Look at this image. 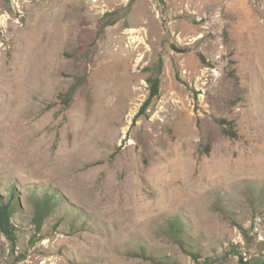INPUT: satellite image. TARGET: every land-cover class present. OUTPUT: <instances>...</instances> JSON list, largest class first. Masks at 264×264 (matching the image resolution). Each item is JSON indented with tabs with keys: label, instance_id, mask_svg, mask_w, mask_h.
<instances>
[{
	"label": "rangeland",
	"instance_id": "obj_1",
	"mask_svg": "<svg viewBox=\"0 0 264 264\" xmlns=\"http://www.w3.org/2000/svg\"><path fill=\"white\" fill-rule=\"evenodd\" d=\"M252 1L0 0V264H264Z\"/></svg>",
	"mask_w": 264,
	"mask_h": 264
},
{
	"label": "trees",
	"instance_id": "obj_2",
	"mask_svg": "<svg viewBox=\"0 0 264 264\" xmlns=\"http://www.w3.org/2000/svg\"><path fill=\"white\" fill-rule=\"evenodd\" d=\"M148 83L150 84V93L147 98V100L143 103L141 106V114L145 113V111L148 109L150 103L152 100L159 96V77L156 78H149ZM218 125L222 128L223 133L230 137L231 139H235L238 137V132L236 130L235 124H232L231 121H229L227 118H217ZM46 201L51 204L50 207L57 206V202L53 203V199H48V196H46ZM18 200L17 196L14 193V191L11 194L10 200L6 202L5 200L1 199L0 197V230L8 234L11 232L12 224H11V218L15 213L18 212ZM237 225V224H236ZM240 230L244 232V229L239 226ZM189 227L186 226L185 222L181 220L180 217H177L175 220L172 221L170 226V235L173 238L174 242L177 243L182 249H185V245L187 244L185 242V236L189 233ZM191 230V229H190ZM192 231V230H191ZM191 256H193L196 260V258L200 254H195L192 252H189ZM145 259L150 260L154 263H159L158 260L152 256L146 257ZM164 263V262H161Z\"/></svg>",
	"mask_w": 264,
	"mask_h": 264
},
{
	"label": "bare ground",
	"instance_id": "obj_3",
	"mask_svg": "<svg viewBox=\"0 0 264 264\" xmlns=\"http://www.w3.org/2000/svg\"><path fill=\"white\" fill-rule=\"evenodd\" d=\"M236 1V5H237V8L240 12H243V13H249L248 12V9L249 7L252 8L250 6V4L253 2L252 0H235Z\"/></svg>",
	"mask_w": 264,
	"mask_h": 264
}]
</instances>
